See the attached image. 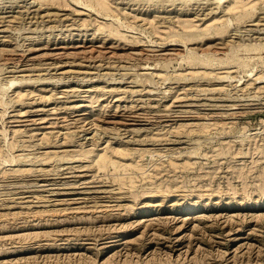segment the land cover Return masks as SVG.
I'll return each instance as SVG.
<instances>
[{
  "label": "rangeland",
  "instance_id": "374dc122",
  "mask_svg": "<svg viewBox=\"0 0 264 264\" xmlns=\"http://www.w3.org/2000/svg\"><path fill=\"white\" fill-rule=\"evenodd\" d=\"M0 264H264V0H0Z\"/></svg>",
  "mask_w": 264,
  "mask_h": 264
}]
</instances>
